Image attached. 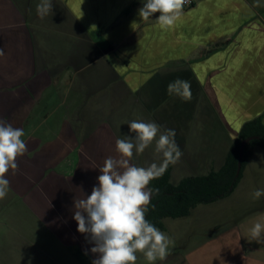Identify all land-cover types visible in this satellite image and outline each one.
Returning <instances> with one entry per match:
<instances>
[{
  "label": "crops",
  "instance_id": "obj_1",
  "mask_svg": "<svg viewBox=\"0 0 264 264\" xmlns=\"http://www.w3.org/2000/svg\"><path fill=\"white\" fill-rule=\"evenodd\" d=\"M144 2L145 0L121 6V10L115 15L105 13L103 11L105 8H101L102 15L98 14V17L92 20V25H89L83 12L79 10L75 19L74 12L69 6L64 5V0H52V13L44 18L37 14L40 0H0V48L4 51V55L0 56V82L9 88H20L23 80L33 78V72L27 69L36 65L35 60L37 62L42 59L36 47L35 36L42 30L52 31V36H57V32L64 35L65 14L76 26L75 33L65 35L66 46L74 39L81 44L79 54L81 51L93 53L89 61L76 67L77 72L86 68L95 59L106 60L108 69L114 72L112 81L121 86V92L113 99L124 105L121 109L125 108L126 112H147L148 122L157 123L162 131L175 130V142L182 156L176 164H172L171 182L178 184L184 178L207 175L211 171L219 170L225 163L228 151L242 126L258 117H262L264 123V84L260 83L264 74L258 64L252 66L250 72H246L248 64L245 50L244 47L239 48V41L236 44L235 40L227 37L220 49L210 56L196 43L195 35L192 40L194 44H189L191 38L186 35L189 32V25L181 23L182 16L170 28L160 27L156 20L159 13L153 14L147 21L142 20L138 10L143 7ZM167 29L170 30L168 32L172 41L169 40L172 45L169 44V40L165 43ZM88 38H93L92 46L88 44ZM101 43L108 44L114 49L102 51ZM214 48L210 46V53L215 50ZM120 52L137 53L142 55V58L129 64L116 61L117 63L112 65L110 58L117 56L119 59ZM19 74L25 77L20 78ZM59 75L62 80L64 77L62 69L49 75L48 82L38 86L35 91L21 92L20 99L13 109L15 113L11 117H6L5 121L11 123L13 127L16 124L18 128L21 127L18 121L19 112H32L30 107L37 94L41 95L49 89L53 82L52 78ZM174 77L190 81L192 93L190 100H184L174 94H164V88L167 86L164 79ZM247 78H251V81H246ZM139 91L142 94L140 100L135 96ZM9 101H6L8 105ZM157 116L161 118L160 121L154 118ZM103 125L99 131L97 130L99 133L108 129L106 124ZM66 134L71 138L73 149L87 147L85 143L89 142L88 133H83L81 127L78 126L77 130L68 129ZM109 139L112 140V137L109 136ZM98 141L100 137L94 140ZM80 143L84 145L82 148ZM31 146L32 144L28 148ZM70 155L72 154L69 150L64 156V162L71 157ZM95 155L98 154H93V162L96 161L99 165L95 164L94 173L98 178L102 174L99 167L103 166L105 159L108 156L116 157L107 154L99 161L100 156ZM156 157L157 160L154 159L152 162L159 164L162 156ZM261 157H264V149L255 147L243 169L242 177L235 188L243 189L241 190L245 193L241 196L243 199L251 200L249 196L257 181L255 179L262 175L260 168L257 167L258 159ZM81 161V156H77L71 174L66 175L64 172L63 175L61 170L56 171L59 180L57 185H52V189L58 190L60 196L61 194L64 196L65 185L74 180L72 177L76 166L78 167L76 176L82 178L80 180L78 176L80 181L79 186H76L78 190L72 193L67 186L69 192L65 193L71 195L73 200L75 197L79 199L83 195H91L92 188L98 186V179L92 184L84 178L80 167ZM49 165L51 166V163ZM50 169L54 173L53 170L58 169V166L53 165ZM47 171L36 166L34 174L42 176L46 175ZM43 186L36 185L35 190L43 193ZM235 190L231 195L214 203L198 205L187 217L163 221L164 227L159 230L172 242L169 245L171 261L169 264H264V243H257L250 235L255 223L264 225V206L257 205L246 215L240 214L239 217L232 219L229 225H222L224 215L221 218L214 217L215 212L226 210V202L236 193ZM260 201L253 200L249 204H259ZM10 202L11 200L6 199L3 203ZM69 209V221L62 214L58 223L61 224L62 230L52 227L50 232L38 233H45L47 236L44 244L35 235L38 232L34 230L37 226H31L35 220L28 224L29 232L23 230L28 227L19 228V222L16 228L18 230L13 232H6L4 226L0 224V264H82L78 258L79 252L84 254L87 252L92 260L97 259L98 254L90 251L94 244L88 243L86 235L77 231L78 225L73 219L75 210L70 206ZM226 219H231V216L228 215ZM64 225L69 226V231L64 232ZM261 238L264 239V231ZM136 255L135 264H151L143 253L137 252Z\"/></svg>",
  "mask_w": 264,
  "mask_h": 264
},
{
  "label": "rangeland",
  "instance_id": "obj_2",
  "mask_svg": "<svg viewBox=\"0 0 264 264\" xmlns=\"http://www.w3.org/2000/svg\"><path fill=\"white\" fill-rule=\"evenodd\" d=\"M142 1L64 0V5L66 7L69 6L70 10L74 12L73 16L75 19L78 10L83 12L86 21L89 22L88 24L92 25V20L98 17V14L102 15L101 8H105L103 9L105 13L115 15L119 13L121 6L128 3L136 4ZM191 1L192 5L190 7H183L181 17V23L189 25V32L186 34L188 38H191L189 39V44H194L192 40L195 35L196 43L199 47H203V52L211 56L215 51L220 49V46L227 37L232 38L236 44L239 41V48L244 47L243 50H245V58L248 64L246 65V72H250V68L258 64L262 67L261 71L264 74V0ZM37 23L39 22L37 21ZM75 28L74 23L68 20L64 14V35L61 32H57V36H52V31H40L35 36L37 37V41L35 38V42L37 50L41 55L40 59H42L37 60V62L35 60L36 65L33 67L29 66L27 69V71L33 72V78L23 80L20 88H9L0 82V119L5 120L6 117H11L15 113L13 109L15 108V103L20 99L21 92L35 91L38 86L48 82L49 75L51 76L54 71L63 70L64 77L62 80L60 79L61 75L57 78L53 77V82L49 89L41 95L37 94V98L30 107V110H33L32 112H19L18 121H20L21 125L19 128H23L24 131V136L21 139L26 143L27 151L21 159L17 158L18 169H10L6 174V178L10 181L7 193L9 195L5 199L0 200V224L4 226L5 231L13 232L18 230L16 228L19 222V228L28 227L23 230L29 232L30 225L28 226V224L35 220L31 226H37V229H32L38 231L35 235L43 244L47 236L45 233H38L42 231L50 232L52 227L62 230L61 224L58 225L61 215L64 214V218L68 220L70 213V209L68 210L69 206L74 210V200L71 195L65 192H69L68 187L72 190V193L77 192L78 188L76 186H79L80 182L78 180L79 178L80 180L82 179L81 176L78 175L79 178L76 176L78 171V167L76 166L74 176L72 177L74 180L65 185L64 196L62 194L60 196L58 190L52 189V185H57L59 180V175L56 171L61 170L60 172L63 175L64 172L66 175L71 174L75 167L77 156H81L82 161L83 159L85 160V162L81 161L80 163L84 178L90 183L95 184L97 176L94 173V167L95 164L97 166L99 164L96 161L93 162V154L97 153L100 156L95 155V157L99 158V161L104 156H107V154H113L118 158L116 140L124 138L125 135H135L134 133H130L127 125L128 122L132 120L148 122L147 112H126L124 111L125 108L124 110L121 109V106L124 107V105L119 101L113 100L121 92V86L119 83L112 81L114 72L108 69L106 60L95 59L86 68L77 72L78 69L76 67L82 66L89 61L93 53L81 51L79 54L78 50L81 44L79 41L75 42L74 39L70 42V45L66 46L64 42L66 41L64 39L65 35L70 32L75 33ZM90 31L92 32V30ZM168 31L170 30L167 29L166 31L168 36H165V43L169 39L172 41L171 34ZM170 40L169 44L172 45ZM88 44L92 46L93 38H88ZM101 45L102 51L114 49V47H110L105 43H101ZM210 46L215 47L212 53H210ZM118 54L120 56L119 59L117 56H114V58L117 57L116 59L109 57L112 65L117 62L129 64L142 58V55L137 53L120 52ZM19 75L20 78L25 77L21 74ZM172 79H164L166 81L165 84L168 86L170 82L181 78L174 77ZM246 81H251V78H247ZM260 83L264 84V75ZM167 86L164 88V94L168 93ZM140 94L141 91L135 95L136 99L140 100V96H142ZM7 100L12 102L10 103L9 101L8 105ZM154 118L159 121L161 119L159 116ZM103 124H106V128L108 129L99 133L98 131L102 128ZM78 126L83 129V133H88L87 137L89 141L85 143L87 147L79 150L72 148L71 138L67 137L68 135L66 134L68 129L77 130ZM14 127L18 128L17 124ZM109 136L112 137V140L109 139ZM99 137L100 141L94 142ZM30 144L32 146L28 148ZM83 146L80 143V148ZM71 149L73 150L71 151ZM69 150L72 155L64 162V156ZM214 151L212 150V152ZM157 155L155 153V142H153V145L143 153L137 154L134 150L131 162L140 167H147L153 163L154 159L157 160ZM24 161L27 164L28 162L30 163L27 165ZM49 161L51 166H58V169L53 170L54 173L50 169ZM258 163L259 166L257 167L260 168L262 175H260L259 179H255L257 181L254 187L251 186L252 193L249 196L251 200L241 198L242 195H245L241 191L243 190L242 188L236 189V193L232 197H229V200L226 202V210L214 213L215 218H221L224 215L223 218L225 220L222 225L231 224L232 219L239 217L242 213L246 215L248 211L254 209L257 205L264 206V195L259 198L254 195L257 190L264 191V157L258 159ZM36 166L45 168L46 171L48 170L46 175L41 174L42 176H40L39 174H34ZM36 185H44L43 193L35 190ZM238 191L241 192L237 193ZM6 199L11 200V202L4 204L3 202ZM253 200L255 202L261 201L259 204H249ZM228 215L231 216L229 220L226 219ZM68 228V225H64V232H67ZM170 262L168 255L165 260L161 261L157 259L155 262H151V264H169Z\"/></svg>",
  "mask_w": 264,
  "mask_h": 264
},
{
  "label": "clouds",
  "instance_id": "obj_3",
  "mask_svg": "<svg viewBox=\"0 0 264 264\" xmlns=\"http://www.w3.org/2000/svg\"><path fill=\"white\" fill-rule=\"evenodd\" d=\"M187 0H145L138 10L140 18L147 21L155 13L161 28H170L182 16ZM52 0H40L37 14L40 18L52 13ZM4 51L0 48V56ZM169 95L184 100L192 97L191 83L176 79L167 86ZM130 133L116 140L118 158L108 157L98 176V186L91 195L74 198V216L77 231L86 235L88 243L94 244L91 253L98 254L92 264H135L137 252L143 253L149 262L163 261L169 255L170 238L145 219V213L153 194L148 188L150 181L161 177L169 164H176L182 152L175 142V130H161L155 122L132 120L128 122ZM22 128L13 127L0 119V200L5 199L10 181L6 174L17 170V157L23 156L27 146L21 137ZM155 142V153L162 156L161 162L140 167L132 163L134 150L143 153ZM155 191L158 192V189ZM82 192V189H80ZM259 198L264 191L254 193ZM264 225L255 223L250 230L252 240L264 243L261 238ZM87 255V252H85Z\"/></svg>",
  "mask_w": 264,
  "mask_h": 264
},
{
  "label": "trees",
  "instance_id": "obj_4",
  "mask_svg": "<svg viewBox=\"0 0 264 264\" xmlns=\"http://www.w3.org/2000/svg\"><path fill=\"white\" fill-rule=\"evenodd\" d=\"M249 137H257L246 144L243 152L242 167L236 178L240 145ZM255 147L264 149V123L262 117L246 122L238 137L232 143L225 163L217 171L207 175L187 177L178 184L171 182L172 164H169L164 174L150 181L147 186L153 189L145 219L158 229H163L165 219H178L189 216L202 204L214 203L233 193L237 187ZM158 189V192L155 191ZM78 258L82 264H92V259L79 252Z\"/></svg>",
  "mask_w": 264,
  "mask_h": 264
},
{
  "label": "water",
  "instance_id": "obj_5",
  "mask_svg": "<svg viewBox=\"0 0 264 264\" xmlns=\"http://www.w3.org/2000/svg\"><path fill=\"white\" fill-rule=\"evenodd\" d=\"M255 138H257V137H249V138H246L245 140H243L241 142L240 150H239V156H238V163H237L236 178L239 176L240 171H241L244 148H245L247 143H249L250 141H252Z\"/></svg>",
  "mask_w": 264,
  "mask_h": 264
},
{
  "label": "built area",
  "instance_id": "obj_6",
  "mask_svg": "<svg viewBox=\"0 0 264 264\" xmlns=\"http://www.w3.org/2000/svg\"><path fill=\"white\" fill-rule=\"evenodd\" d=\"M192 5V1L191 0H187V2L185 3V5L183 7L188 8Z\"/></svg>",
  "mask_w": 264,
  "mask_h": 264
}]
</instances>
